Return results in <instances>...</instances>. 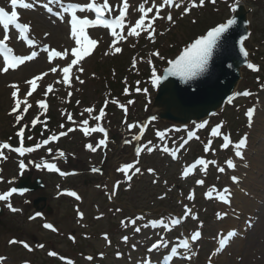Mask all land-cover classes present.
<instances>
[{"label":"rangeland","instance_id":"rangeland-1","mask_svg":"<svg viewBox=\"0 0 264 264\" xmlns=\"http://www.w3.org/2000/svg\"><path fill=\"white\" fill-rule=\"evenodd\" d=\"M161 1L130 0L125 18L127 24H132L141 15L138 11L139 4L145 3L147 8ZM237 1L218 0L212 3L211 0H205L203 7L193 8L184 16H181V12L183 7L188 5V0H184L179 9L166 7L162 17L152 22L156 30L154 41L146 34L143 38L121 41L117 46L121 49L119 53H116L114 48H110L113 45V42H109L110 36L104 37L103 43L100 39L101 35L98 32L94 33L93 35L102 41L101 46L90 58L75 67L68 85H62L59 81L62 75L60 69L69 62L70 57H58L57 60L49 62L47 54L42 51L45 45L61 52L69 49L72 43L66 23L55 17H49L41 10L23 12L37 40V46L22 50L13 42V34H9L11 43L21 55H28L33 50L37 51L38 55L14 70L10 69L7 73L0 72V136L3 139H14L22 124L26 123L28 127H33L32 121L41 120L47 110L54 114L56 121H60L54 130L55 133L63 131L67 134L56 135L58 139L49 141L48 144L41 142V147L35 148L34 152H26L23 156L16 152L5 153L0 166V177L3 178L0 179L1 191L5 192L16 185L22 173L24 176L33 173V178L40 177L46 187L44 190L26 193L22 198H12L11 202L8 199V203L3 204V207L8 208L10 203L18 211L14 214L6 213L1 218L0 256L6 257L13 264H25V261L28 264H61L58 258L47 255V252L54 250L58 255H63L64 259L72 257L75 260L77 257L78 264H143L145 260L160 264L161 256L166 254L164 252L166 247H159L149 252L152 243L161 237H165L164 239L168 241H174L176 237L183 240L184 236L190 237L194 230L200 228L203 230L202 239L187 252H180V257L174 264H209V259L211 264H214L216 257L224 259V264H231V261L237 264L244 263L243 256H238L235 248L239 245V240L247 241L253 227H249L250 230L246 231L245 236L243 235L245 232H240L239 239L237 238L238 240L227 250L216 252L219 246L217 236L221 231L228 229L225 226L226 220L233 213L238 215L242 210H237L235 202L234 208L231 205L226 206L219 198L214 199L207 193L214 191V188H218L219 192L223 191L225 187H229L231 177L239 174L241 182L238 183L237 188L248 191L247 197L251 196L250 201L256 205L261 207L263 203L255 197V194H251V191L264 194V187L256 190L258 187L256 181L251 178L252 175L255 178L260 177V171L254 167V161L258 157L259 148H264V0H244L250 10L251 29L245 47L248 51L249 63L258 64L259 70L244 69L237 91H246L250 95L229 101L209 118L210 123L221 122L224 125V129L234 136V143L232 141L234 145L229 144L228 148H223L221 147L223 142L216 139L210 144L209 150L205 151L204 146L209 141L198 140L186 145L180 153H177L181 142L179 141L181 132L177 131L178 125L155 120L152 126L150 123L146 128V122L142 119L124 120L128 112L144 116L147 110L152 111L150 105L157 89V84L152 83L153 69L156 75H160L164 64L182 48L205 34L215 24L228 20ZM88 2L89 0H83V3ZM100 2L102 3L103 0ZM121 2L122 0H109V4L116 9H119ZM169 13L172 14L175 23L167 20ZM154 14L155 10L148 13L146 21ZM0 35L3 37L1 27ZM124 36L129 38L127 34ZM157 51L164 57L163 60L153 55ZM105 53L109 54L105 55ZM134 58L135 63H133ZM38 62L39 64L36 65ZM53 67L57 68V72L49 71ZM0 68H2L1 62ZM81 68L83 71L79 70ZM40 73L48 74L37 81L38 86L32 95L27 96L31 86L26 81ZM20 75L23 76L19 77ZM143 77L146 79L142 83L139 82L138 80ZM81 80L84 83H80ZM46 83L54 86L55 91L52 95L45 96ZM12 84H16L19 89L16 98L11 95L15 90L11 87ZM125 88L128 89L127 93L124 91ZM137 88L141 91L137 92ZM143 89H147V92ZM25 96H27V105L23 102ZM17 99L21 101V109L15 114L12 109ZM41 100L48 107L41 108L37 103ZM129 100L133 103L128 104ZM106 101L109 102V109L104 110L105 115L100 121H96L94 117L99 114L97 111ZM117 103L125 104L128 112L125 114ZM26 106L28 110L25 112ZM87 108H93V112L87 113L85 111ZM249 108L254 110L251 122L247 116ZM256 112L258 117L255 120ZM69 113L72 115V120L67 118ZM17 115L26 118L24 123L22 121L17 123ZM133 117L134 115L131 116ZM84 119L89 120L90 128L99 123L100 126L109 129L110 137L107 139L97 132L87 136L83 134L81 122ZM128 124H134L135 127L129 129ZM190 125L193 126L194 123ZM69 128L74 130L69 133L67 132ZM141 129H143L142 135ZM158 132L164 133L163 138L157 135ZM29 134H31L30 130ZM115 135L118 144L111 140V136ZM134 135H140L139 141L132 140ZM122 136H127L125 140H130L131 143L126 144L125 140L121 139ZM245 136H247V145L239 150L242 152L249 145L245 151L246 157L237 162L234 171L233 168L227 167L225 161L231 159L236 162L235 145ZM101 139L106 140L107 148L101 145L96 152H92L86 147L87 144L95 147ZM138 146L152 147L153 150L151 152L143 150L137 156L135 148ZM164 148H168V151L165 152ZM102 149L104 151L107 149L106 153ZM174 151L175 159L172 156ZM60 152L64 155L60 156ZM201 158L206 161L215 160L216 164L209 163L206 168L200 166L187 177L182 175L189 164ZM20 160L26 163L23 171L18 169ZM40 161L44 162L40 163ZM45 161L55 163L67 173L74 172L75 176L64 177L55 170H49L43 166ZM136 161L138 164L135 166L141 171L132 175L130 170L129 174L132 175L130 181L124 173L117 171L123 164ZM262 162L264 157L260 158L261 165H264ZM37 164L41 167H37ZM103 167L105 174L103 171V173H95L92 170ZM219 167H224L225 172H219ZM149 168L154 169V174L147 171ZM200 179L205 181L203 185L196 183ZM246 181L251 182V187L245 185ZM114 182L120 184L118 191L113 188ZM72 185L75 186L73 190L79 191V200L69 198L68 191L62 190ZM190 193L194 194V198H188ZM212 194L214 195L213 192ZM37 198H44L38 204L43 215L40 214L35 220H28L30 212L36 211L32 201ZM185 206L191 209V214L187 216H185ZM78 213H83V216ZM176 217L182 218L183 222L173 227L174 232H168L164 224L157 223L153 226L150 223L163 220L165 224L171 226L170 221ZM244 219L245 212L241 225ZM133 220L136 221L135 224L131 223ZM45 223L54 224L56 232L52 233L44 228ZM136 228H140V231L136 232ZM104 234L108 235V239L102 238ZM124 236L128 237L127 242L122 239ZM9 238L27 242L32 251L25 249L19 243L10 245ZM40 244L44 247H38ZM90 253L94 254L93 258H97V254L102 253L105 255L104 262H88L84 256ZM66 262L68 263V260Z\"/></svg>","mask_w":264,"mask_h":264},{"label":"snow or ice","instance_id":"snow-or-ice-1","mask_svg":"<svg viewBox=\"0 0 264 264\" xmlns=\"http://www.w3.org/2000/svg\"><path fill=\"white\" fill-rule=\"evenodd\" d=\"M36 2L38 0H33V2H27V0H9L10 6H11V11H8L5 7H0V26H2L3 29V38L0 39V56L3 57V67L0 68V72L7 73L10 69H16L19 65L24 64L25 62L32 61L34 58L37 57L38 52L33 50L31 51L30 54L28 55H16L11 47L8 45V41L10 39L9 36V28L10 26L14 27L18 33L19 36L18 38L23 39L28 46L33 47L35 46L36 42L34 39L30 38V31H31V26L28 23H21L19 22V14L17 11V8H23V9H32L35 7ZM212 3H215L216 0H211ZM52 3H57L59 7L62 9V11H55L53 8L50 6ZM184 3V0H179V2H175V0H163V2L159 5L156 6L153 4V7H155V14L152 15L151 17L148 18L147 23H146V17H148V13L153 12V7H145V3L139 4L138 11L141 13L139 18L135 21V24L130 26L128 29V36H136L139 37L141 34V31L147 32L148 36L154 41L155 36L153 33H155V28L152 26V22L155 21L157 18H160V10L161 8L168 6V7H175L177 9L181 8L182 4ZM205 5V0H188V5L183 7V10L181 12V16L187 15L190 13V11L193 8L197 7H203ZM43 8L47 10L49 13H53L54 15L61 21L65 20V14H67L70 19L68 20V24L70 25V35L74 39L76 47H73L71 49V55L74 57L70 63L67 64V66L63 67L61 69L62 72V80L59 82L69 84V72L72 69L73 65H77L78 61L84 56H87L90 52V50L97 44V41L94 39H90L88 35V29L90 27H96V26H103L106 28L111 29V35L115 39L113 40V45L116 44L117 40L123 41L127 37L122 35V31L125 26V17L127 10L129 8V4L127 0H122L121 6H119V15L115 16L114 18H108L105 16V13H108L109 16L111 12L113 11V7L109 4V0H103L102 3H98L97 0H89L88 3H73V2H68L64 3L63 0H48L47 3H44ZM84 13V12H93L95 14V19H90L87 15H78L77 13ZM167 20L171 23H175L173 16L171 13L167 15ZM195 22V21H193ZM235 23V19H228L227 22L225 23H219L214 27H211L206 34L200 35L198 38L194 39L190 44H188L183 51L179 53L173 60L168 61L170 67L165 70L166 75H176L180 76L181 78L188 80L192 79L194 77H197L201 74L204 73V71L207 69L208 61L212 55L213 50L218 46L219 42L221 41V38L224 37V34L228 32V30L231 28V26ZM117 29H120V31H117ZM47 35V33H45ZM245 38L242 37L241 41H243ZM43 51L47 53V59L49 62L53 60L54 57H66L68 55V50L65 49L63 52L57 51L55 49L49 50V47L47 45L44 46ZM121 49L119 47L115 48V52L119 53ZM241 51L245 56L248 55L247 51L244 50L243 46H241ZM109 53H105L107 55ZM155 56H159L160 59H164L163 56H160V53L157 51L153 53ZM133 63H135V58ZM248 67L254 71H258L259 67L256 64L249 63ZM80 71H83V69H79ZM51 73L57 72V68L53 67L49 70ZM48 73H40L39 75L33 76L31 79L27 80L26 83L30 85L29 92L27 93V96L32 95V92L36 89L37 87V81L41 80L43 76H46ZM164 77L156 75L155 69H153V76H152V83L154 85L158 84L161 79ZM78 79V78H77ZM80 83H84V81H79ZM11 87L15 89L11 95L13 98L17 97V93L19 91L18 87L16 84H12ZM47 90L51 91L52 90V85L49 84L47 86ZM125 93L128 92V89H124ZM137 92H140L141 89L137 88ZM144 92H147V89H143ZM47 95V91L45 92V96ZM243 95H250V93L245 92ZM27 96L24 98V103L27 105ZM69 96H71V93H69ZM41 108H45V102L43 100L37 102ZM79 103V101H77ZM107 103V102H106ZM133 101L129 100L128 104H132ZM21 101L19 99L16 100L15 106L12 109V112L15 113L17 109L20 107ZM125 112H127V107L124 104L119 105ZM28 110L27 106L24 108V111L26 112ZM85 111L89 114L93 112V108H87ZM253 109L249 108L247 111V116L249 117V120L251 122V118L253 116ZM105 111L104 108H101L99 110V114L94 117L96 121H100L102 117H104ZM21 115L16 116V121L17 123L20 122L21 120ZM69 120H72V115L69 113L68 117ZM155 119V117H153ZM37 121L34 119L32 121V124L35 125ZM204 123H201L198 125V127L203 128ZM89 125V120L84 119L81 122V130L83 133L87 136L90 135L91 133L95 132H100L104 133L105 137L107 136L106 130L104 127L100 126L99 123L95 127H88ZM127 127L129 129H132L135 127L134 124H128ZM74 129L69 128L67 132H72ZM23 134H24V127H21L19 132L17 133V136L20 137L21 140V146L12 148L11 150L19 153L20 156H23L26 152H32L34 151V148L32 147H24L23 146ZM66 132H60L59 136H64L66 135ZM143 134V129H141V135ZM158 136L163 138L164 133L163 132H158ZM194 135L193 133H189V138ZM212 135L213 136H219L222 135L220 132V125H217L216 127L212 128ZM28 139H31V137H28ZM58 139V136L52 135L49 136L48 139L43 141V144H48L49 141H55ZM140 135H134L132 137V140H137L139 141ZM224 143L221 145L223 148H228L229 144L231 143V140L229 136L224 135L223 137ZM125 143H131L130 140H125ZM151 143V142H149ZM187 143V141H185ZM211 141H209L208 144L204 146V150L208 151L210 147ZM101 145L106 146V140L101 139L98 144L94 147L92 144H87L86 147L90 149L92 152H96L97 148L100 147ZM247 145V136L244 138H241L239 142L235 145L237 151L235 152V155L238 157H241L243 153L239 150ZM11 146L7 143H0V149H6L10 148ZM41 147L40 144L35 145V148ZM183 147V144L181 145ZM51 150V149H50ZM146 150L148 152H151L153 149L152 147L148 146H143V147H136L135 152L137 156L141 153V151ZM165 152L168 151V148L163 149ZM3 153L0 152V156H2ZM60 156H63L64 153L60 152ZM172 156H176V152H172ZM6 159V157H5ZM211 164H216V161H206L204 159H197L192 165L186 167L182 173L183 176L187 177L189 173L196 168L197 165L204 166L205 168L207 165ZM226 165L228 168H235L236 165L233 162V160L228 159L225 161ZM138 164V161L135 163H125L122 165V167L118 168L117 171H120L125 174L126 178L130 181L132 179V175L129 174L130 170H134L133 174L140 173L141 169L139 167H136L135 165ZM37 167H41V165L37 164ZM44 167H47L49 170H55L57 172H60V175L62 176H67L69 173L67 172H61L59 168L56 167L55 164L52 163H46L43 165ZM19 167L21 170H23L26 165L24 160H20L19 162ZM94 172L99 171V169L93 168L92 169ZM149 173L154 174V169L149 168L147 170ZM218 171L223 173L225 172L224 167H219ZM0 179H3L0 177ZM231 180L233 182H238L239 177L237 176H232ZM155 182V181H154ZM196 183L198 185H203L205 181L203 179L197 180ZM119 182H117L118 186ZM114 186V187H116ZM18 189L16 188H11L9 191L0 193V200L2 201H7L9 197L17 192ZM19 191H23L22 189ZM69 195L75 197L77 200L80 199L79 195L76 192H70ZM208 196L212 195V192L209 191L207 193ZM219 200L225 202V203H231V196L232 192L228 187H225L223 191L217 193ZM111 198V197H110ZM163 198V197H161ZM189 199L194 198V194L190 193L189 194ZM8 207L11 209V211L16 212L18 209L14 208L10 203L8 204ZM119 211V209H117ZM81 217L83 216V213H78ZM191 214V209H188L187 206H185V216ZM37 216L40 215V213L36 214ZM224 215H227V213H224ZM218 218L220 214H217ZM139 219V218H138ZM123 223V222H122ZM132 224H135L136 221L133 220L131 221ZM153 226H155L157 223L164 224L165 228L169 227L168 224H165L163 220L160 221H151L150 222ZM171 225H176L180 223V219H172L170 221ZM249 226H251V221H249ZM44 228L50 229L52 231H56L54 226L51 223H45L43 225ZM147 227V225H145ZM136 232L140 231V228L135 229ZM235 235L234 232H228L226 237H223L220 239L219 244L220 247L216 249V252H219L221 248L224 247V245L228 242V238L232 237ZM201 232L199 230L194 231L191 236L190 240L191 241H196L200 238ZM71 239H75V237H71ZM105 239H108L107 235L105 234ZM125 242L128 241V237L124 236L122 238ZM110 242V241H109ZM9 244H21L25 249L32 251V248L30 245L23 241V240H16V239H11L8 241ZM183 248L188 249L189 247V240L185 239L181 241V245ZM38 247L43 248L44 245L40 244ZM135 247V245H133ZM159 247H166V241L164 240L163 237L158 239L155 243L151 244V247L149 248V252H151L154 249H157ZM172 253L176 254V247L172 248ZM216 253H213L215 255ZM49 256H57V253L55 251H51L48 253ZM103 255V254H101ZM117 255H120L117 253ZM190 259V257H188ZM61 259H64V257H61ZM87 259L91 260L92 257H88ZM165 259H169V257H165ZM6 260V257L0 256V264H4V261ZM25 264H28L27 261H25ZM71 264V262H69ZM143 264H150L149 260L143 261ZM209 264H211V259H209Z\"/></svg>","mask_w":264,"mask_h":264},{"label":"water","instance_id":"water-1","mask_svg":"<svg viewBox=\"0 0 264 264\" xmlns=\"http://www.w3.org/2000/svg\"><path fill=\"white\" fill-rule=\"evenodd\" d=\"M233 18L235 23L213 50L203 74L185 80L166 75L165 70L170 65L163 70L161 76L164 78L160 80L152 106L160 119L177 125L200 121L216 113L234 95L242 78L241 69L248 63V55L241 51V46L246 51L244 40L249 36L247 9L243 5L236 6ZM242 37L245 38L243 41ZM43 187L40 179L32 183L30 177L23 178L18 184V189L24 191ZM42 200L44 198L34 201L36 209Z\"/></svg>","mask_w":264,"mask_h":264},{"label":"bare ground","instance_id":"bare-ground-1","mask_svg":"<svg viewBox=\"0 0 264 264\" xmlns=\"http://www.w3.org/2000/svg\"><path fill=\"white\" fill-rule=\"evenodd\" d=\"M99 32L102 33V31H99ZM38 64H39V62L36 63V65H38ZM29 71H31V70H29ZM21 76H23V75H20L19 77H21ZM152 109H153L152 111L155 110L154 107ZM257 117H258V113L256 112L254 119L256 120ZM248 147H249V145L247 146V149H248ZM259 149L260 150L258 151V154H257L258 157L254 161V167L259 169L260 177L255 178L252 175V178H251L254 181H256V184L258 186L257 189L255 188L256 190H258L259 187H261V189L264 187V181H263L264 165H261V163H260V158L262 159V157H264V148L260 147ZM246 150L243 151V153L245 154V157H246V153H245ZM236 158H237L236 162H239L242 160L241 157L236 156ZM262 164H264V162H262ZM254 167H252V168H254ZM237 169H238V167L236 168V170ZM243 172H244V170H243ZM238 175H237V177H239L238 182H233V183L230 182L229 183L231 186L230 190L232 192V196H231L232 202L230 205H231V207L234 208L235 206L233 203L235 202L237 205L236 206L237 210H242V211H239L238 215H235L233 213L232 216H229L225 222L226 223L225 226L228 227L227 230H231L229 232H233L232 230H234L235 228H237L239 231L245 232V230H247V228H248L249 221H251V223L253 225V222L255 221V219H257L255 226L253 227V229L248 234L247 241L243 242V240H239V242H238L239 245L236 246L235 251L237 252L238 256L239 255L243 256L244 263H242V264H264V194L254 192V190L251 191V194H255V197H257L259 200L263 201V203L261 204V207L259 205H256L254 202L250 201L251 196L247 197L248 191H245L244 189H241V188H239V189L237 188L238 183L241 182L240 175L239 176ZM243 184H244V182H243ZM245 185L249 188V187H251V182L246 181ZM244 212H245V219L241 225L242 216L244 215ZM236 222L240 223V225H238ZM214 259L216 260V263H214V264H217V263L218 264H224V262H225L224 259L222 260L218 257H216ZM230 263L231 264H237L236 262H233V261H231ZM4 264H12V261H10V262L4 261ZM239 264H241V263H239Z\"/></svg>","mask_w":264,"mask_h":264},{"label":"trees","instance_id":"trees-1","mask_svg":"<svg viewBox=\"0 0 264 264\" xmlns=\"http://www.w3.org/2000/svg\"><path fill=\"white\" fill-rule=\"evenodd\" d=\"M37 132H39V130H37Z\"/></svg>","mask_w":264,"mask_h":264}]
</instances>
